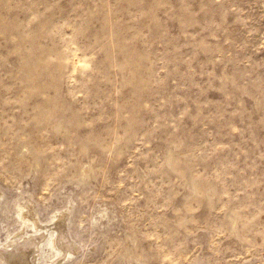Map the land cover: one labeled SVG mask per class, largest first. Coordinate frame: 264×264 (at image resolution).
Instances as JSON below:
<instances>
[{"label": "rangeland", "instance_id": "rangeland-1", "mask_svg": "<svg viewBox=\"0 0 264 264\" xmlns=\"http://www.w3.org/2000/svg\"><path fill=\"white\" fill-rule=\"evenodd\" d=\"M0 255L264 264V0H0Z\"/></svg>", "mask_w": 264, "mask_h": 264}, {"label": "bare ground", "instance_id": "bare-ground-1", "mask_svg": "<svg viewBox=\"0 0 264 264\" xmlns=\"http://www.w3.org/2000/svg\"><path fill=\"white\" fill-rule=\"evenodd\" d=\"M60 226H63V222H62V220H60ZM60 228V227H59ZM62 229V228H61ZM62 239H64V237L62 236L61 237ZM64 241H66V239H64ZM64 241H62V242H64ZM53 237H51L50 239H49V245L53 248ZM66 244H67V241L65 242ZM64 243V244H65ZM1 256V255H0ZM1 258H2V256H1Z\"/></svg>", "mask_w": 264, "mask_h": 264}]
</instances>
